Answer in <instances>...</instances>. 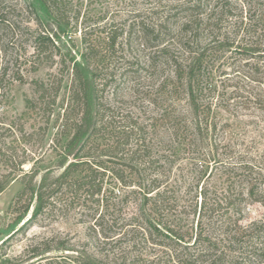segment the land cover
<instances>
[{"label": "rangeland", "instance_id": "obj_1", "mask_svg": "<svg viewBox=\"0 0 264 264\" xmlns=\"http://www.w3.org/2000/svg\"><path fill=\"white\" fill-rule=\"evenodd\" d=\"M61 1L60 10L72 21L79 13L77 31L73 33L70 31L73 28H69L66 34L56 39L67 66L71 56L81 61L84 30L95 49L103 45L105 33L100 31L104 24L110 23L116 31L123 32L111 53H106L102 60H91L83 67L84 70L98 67L101 75L111 73V78H106V85L102 86L100 80L96 86L93 81L88 84L87 98L94 103V97H97L121 130L122 125H131L136 118L148 125L150 140L147 138V142L154 154L163 156L160 160L163 174L160 176L165 177L164 188L167 187L170 200L176 203V210L168 215V219L177 221L182 230L195 227L197 216L192 214L191 205L196 200L199 205L201 189L213 190L222 186L221 166H215L214 162L218 158L231 162L229 156L234 157L236 153L252 155L264 150V113L254 110L248 102L257 84L246 77L250 70L243 63L247 60H239L238 54L230 57L226 53L219 59L213 57V61H207L205 68L201 69L202 80L198 86L202 92L197 95L201 102L199 117L202 119L203 116L215 128L209 126L198 131L193 126L188 103L189 88L186 83L185 86L180 84L183 80L175 83V63L186 65L188 61L186 37L196 35L194 40L198 45L199 42L207 43L211 36L218 34V30H228L243 10L245 15L249 5L253 8L264 4V0ZM189 2L198 6L187 8ZM224 8L233 16L223 14ZM47 20L49 17L40 0H0V139L12 140L13 135L9 136L10 132L4 130L11 122L16 123L14 129L22 125L25 131L44 125L41 114L27 110L26 99L37 97L36 82L55 83V79L57 81L63 74L55 96V115L51 117L45 139L32 146L35 156L45 153V157L51 158L52 148L48 145L56 130L53 120L61 103L64 107L71 93L70 75L66 66L62 68L60 58L56 57L51 63L34 54L32 45L37 21L45 23ZM142 29L146 30L145 34ZM172 56V60L167 58ZM174 83L177 84L176 90L172 88ZM215 145L217 151L213 148ZM211 146L213 150L207 156ZM30 165L25 164L24 168L28 169ZM105 179L108 201L121 209L117 223L105 226L106 238L91 228L89 216L93 210L81 201L68 205L62 215L40 216L26 233L16 231L22 222L7 226L11 219L6 215L7 206L21 187L19 180L12 179L0 193L1 259H16V264H27L28 255L24 254L27 245L51 236L66 241L67 248L73 249L68 251L69 254L85 251L101 259L121 254L129 259L136 255L147 258L160 254L162 248L143 241L136 232L139 195H127L129 188L123 189L110 174H106ZM239 207L241 211L234 217L241 218V225L261 217L262 207L257 203L246 200Z\"/></svg>", "mask_w": 264, "mask_h": 264}, {"label": "trees", "instance_id": "obj_2", "mask_svg": "<svg viewBox=\"0 0 264 264\" xmlns=\"http://www.w3.org/2000/svg\"><path fill=\"white\" fill-rule=\"evenodd\" d=\"M40 2L49 20L45 23L37 21L32 45L34 54L51 63L56 57L60 58L62 68L66 66L70 75L71 96L64 107L61 103L53 120L56 130L48 145L52 148L51 158L45 157V153L35 156L32 146L45 139L51 117L55 115V96L61 87L63 74L57 81L55 79V83L36 82L37 97L26 99L27 110L41 114L42 127L25 131L22 125L14 129L16 123L11 122L4 129L13 138L11 141L0 139V193L12 179L21 183L6 209V215L11 218L7 226L22 222L16 231L26 233L40 216L62 215L68 205L81 201L93 210L89 216L91 228L106 238L103 233L105 226L115 225L121 210L107 199L105 176L110 174L123 189L129 188L127 195H139L136 232L143 241L163 250L147 258L131 255L129 259L121 254L101 259L85 251L69 254L68 251L73 249L67 248L66 241L51 236L27 245L24 251L28 255L27 264H264V150L252 155L236 153L234 157L229 156L233 162L218 158L214 165L221 166L222 186L213 190L201 189L199 205L197 200L191 205L192 214L197 216L196 225L182 230L177 221L168 219V215L176 210V203L170 200L167 187L164 188L165 177L160 176L163 174L160 163L163 156L154 154L147 142L148 125L136 118L131 125H122L121 130L112 122L110 111L108 113L102 108L97 97H94V103L87 98L88 84L100 80L102 86L106 85V78H111V73L101 75L98 67L86 70L83 67L91 60H102L106 53H111L123 32L116 31L110 23L104 24L100 31L105 33L103 45L95 49L84 30L81 61L71 56L67 66L56 39L66 34L69 28H73L69 29L73 33L77 31L79 13L72 21L60 10L63 1ZM196 6L189 2L186 7ZM224 10L223 14L231 17L232 12ZM243 12L228 30H218V34L211 36L207 43L199 42L198 45L194 40L196 35L186 37L184 44L189 54L188 61L186 65L175 63V83L183 80L180 84L186 83L189 88L188 103L193 126L198 131L209 126L215 128L203 116L202 119L199 117L201 102L197 95L202 92L198 86L202 80L201 69L205 68L207 61H213V57L219 59L226 53L230 57L238 54L239 60H247L243 63L250 70L246 77L257 84L248 102L254 110L264 113V4L253 8L249 5L245 15ZM187 27L185 25L191 33ZM142 32L145 34L146 30L142 29ZM128 38L126 35L125 40ZM167 58L172 60L173 56ZM175 83L172 84L174 90ZM213 148L218 150L216 145ZM213 148L209 147L207 156L211 155ZM25 164L31 165L25 169ZM246 200L259 204L262 213L257 221L241 225V218L234 217V214L241 211L239 206ZM14 260L0 257L4 264H16Z\"/></svg>", "mask_w": 264, "mask_h": 264}]
</instances>
